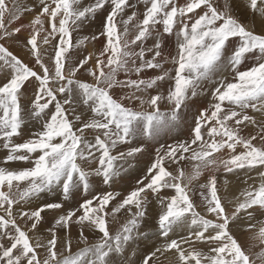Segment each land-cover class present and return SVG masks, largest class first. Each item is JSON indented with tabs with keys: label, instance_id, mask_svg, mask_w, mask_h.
Masks as SVG:
<instances>
[{
	"label": "snow or ice",
	"instance_id": "6c2138e0",
	"mask_svg": "<svg viewBox=\"0 0 264 264\" xmlns=\"http://www.w3.org/2000/svg\"><path fill=\"white\" fill-rule=\"evenodd\" d=\"M36 6L40 11L27 27L13 28L35 7L0 0V71L6 70L0 83V149L6 150L0 162V264H112L111 257L122 255L141 234L148 192L159 204L155 235L160 243L142 264H157L158 256L170 254L176 264H264V247L252 253L234 234L243 212L247 224L241 230L264 246V223L255 215L264 217V31L254 28L257 20L264 23V0H92L86 5L38 0ZM106 7L102 29L74 42L73 33ZM240 11L249 13L248 23ZM22 31L29 33L23 47L33 58L31 66L6 46ZM171 36L176 50L166 54L165 37ZM100 38L104 43L95 66L91 53L74 58L77 49ZM147 70L158 74L142 77ZM33 81L35 91L25 108L23 90ZM205 83L214 85L209 107L198 112L188 139L160 144L136 187L115 204L119 192L89 198L94 177L113 183L124 163L147 151L144 141L132 142L139 136L155 140L174 127ZM164 103L171 107L162 110ZM29 124L33 128L25 137ZM249 126L255 132L242 134ZM17 162L24 166H7ZM221 168L256 175L247 177L238 196L224 199L215 174ZM206 171L207 182L194 184ZM57 190L65 200L78 191L85 198L68 210L62 202L32 207L41 195ZM164 190L174 194L162 196ZM194 190L199 205L192 199ZM46 210L63 214L42 237L36 233ZM122 210L130 218L110 231V218L114 222ZM73 225L80 236L75 246ZM86 231L98 239L90 243Z\"/></svg>",
	"mask_w": 264,
	"mask_h": 264
},
{
	"label": "rangeland",
	"instance_id": "374dc122",
	"mask_svg": "<svg viewBox=\"0 0 264 264\" xmlns=\"http://www.w3.org/2000/svg\"><path fill=\"white\" fill-rule=\"evenodd\" d=\"M24 1V0H23ZM34 1V2H33ZM38 1V0H36ZM85 4H87V0H83ZM9 3V6H11L12 1H7ZM138 0H130V3L137 4ZM183 2V0H181ZM32 4V5H31ZM38 4L35 2V0H32V2L29 3L30 7H35ZM34 5V6H33ZM140 10H143V6L138 5ZM35 8H39L38 6ZM40 8L35 12H39ZM108 9L105 8L104 10H101L97 13L96 17L89 23H93L92 27L88 24H86L85 29L88 30L89 36L91 34H95L99 32L102 29L103 21L105 16L107 15ZM199 11V10H198ZM131 9L128 10V14H130ZM241 12V13H240ZM238 15L241 17L242 21L245 23H248L249 13L247 11H240ZM29 15L28 12H25L22 17H27ZM244 15V16H243ZM245 17V18H244ZM246 19V20H245ZM94 21V22H93ZM7 22V20H6ZM30 22V20H29ZM96 22V23H95ZM258 22V23H257ZM97 24V25H96ZM256 25H254L255 31L258 33L261 31H264V23H261L259 20L255 22ZM259 24V26L257 25ZM263 25V26H262ZM11 27H18L16 24H12ZM83 27V29H84ZM90 27V28H89ZM84 29V30H85ZM94 29V30H93ZM96 29V30H95ZM92 32V33H91ZM76 35V33H73ZM29 35L27 31H22L20 34H17L14 39L7 41L6 46L9 47V49L19 56L21 59H23L25 62L29 63L30 66L33 63V58H28V55L30 54L27 49L23 47V44L25 42L26 37ZM172 38V39H171ZM77 38H74L73 41L75 42ZM103 41V38H100L99 40L90 41L86 43V46H83L79 48V52L75 51L76 54H74V58L82 59L84 56L88 55V48L91 47L92 49L96 48V44H100ZM168 41L170 43H168ZM104 42V41H103ZM152 41H148V45H152ZM90 44V45H89ZM92 45V46H91ZM165 53L172 52L175 53L176 50V41L175 37H165ZM43 47V45H42ZM47 47V46H44ZM98 49V48H97ZM97 49H94L95 54L93 59L90 61V65L95 66V57L98 55ZM229 50H231V45H229ZM31 56V55H30ZM29 59V60H28ZM31 60V61H30ZM251 64V61L247 62L244 67H248ZM167 68H171L172 65L169 63L166 65ZM39 71V69H36ZM3 72V73H2ZM158 72L156 70H147L144 73H142V77H151L154 75H157ZM6 75L5 71H0V83L3 82L4 77ZM80 75V74H78ZM87 77V74L84 73L82 75V78ZM123 79L124 77L121 76ZM133 78H136L133 76ZM90 79V77L88 78ZM26 86L28 88H26ZM24 88V99L22 100V104L25 106V108L28 107L30 100L32 98V95L35 91V82H30ZM30 87V88H29ZM168 87V84H162L160 90L162 92H166V89ZM214 87V85H210L205 83L204 89L201 91V94L197 97L193 98L187 108L182 109L181 118L176 122V125L172 127L170 130L165 129L161 131L159 136L155 140H148L145 137L139 136L132 142V145L135 146L139 141H144L146 146V153L144 155H137L135 158H131L128 162L124 163L123 170L120 173L118 177L115 178L114 182L105 185L100 178L94 177L91 181L92 183V191L88 194L89 198L93 193H104V192H119L120 196L116 198V201H113V204L121 200L124 196H126L131 190H133L136 187V182L139 180L144 173L146 172L147 167L152 161V158L155 155V149L159 147L160 144L165 145H171L176 143L177 141H183L189 138L191 133V128L193 127V122L195 117L198 115V112L201 109L209 107V101L211 99L210 95L208 94V91ZM117 94L119 93V90H117ZM154 94V93H153ZM171 106L167 103H164L161 105L162 110H168ZM249 115H256V118L259 120L261 119L260 115L257 113H253L252 110L248 111ZM33 128L32 124H29L28 127L25 128V137L27 136L28 132L31 131ZM255 129L252 126H249L247 129H244L242 131V134L247 135L249 133H254ZM127 146H121L120 151L126 150ZM239 150V149H238ZM6 155V150L0 149V162L3 161L4 157ZM226 153L224 154L226 158ZM0 166L2 163H0ZM10 167H22L24 166L22 163H14L7 165ZM190 165L186 166V171L190 170ZM175 168V165L172 166L173 170ZM217 177V187L219 189V193L224 199H232L233 197H236L239 195L241 191L244 190V188L247 187V184L245 183V180L248 176H255L256 173L254 171L250 170H240L233 173H227L224 171L223 168H221L216 173ZM133 175V176H131ZM210 173L205 172L198 181H194V184H203L206 183L208 180ZM248 183H252V181H248ZM174 192L172 190H164L162 192V196H171ZM147 197L149 200L148 205V211L147 215L142 221L141 227H140V235H137L133 241H131L127 246L122 255H113L111 257L112 264H142L143 260L146 256H148L152 251H154L155 247L158 246L160 241L156 238L155 233L157 232V218H158V212H159V204L155 197V195L151 192L147 193ZM85 198V195L82 191L76 192L72 197L65 200L63 194L57 190L53 193H47L41 195L37 200L34 201L33 204H35V207L40 206L44 203H55V202H62L64 205V210H68L71 208H75L78 206V203L81 202ZM192 199L194 203L201 204V198L199 196L198 192H195L192 195ZM37 201V203H36ZM70 203V204H68ZM113 204H110L109 209H111ZM234 210V204L228 206V211ZM124 211V210H123ZM121 212L116 214L115 221L113 222L110 218V231L115 232L117 229L120 228V226L125 223L130 217L127 212ZM60 214H63L60 210H46L44 213H42V216L44 217V225L45 227L41 226L39 227V230L37 231L36 235L47 237L46 229L51 227L54 224V221L56 217ZM257 220L260 223H264V217L260 216V213H255ZM50 222V223H48ZM240 227L234 229V234L237 236L241 244L251 251L252 253H258L261 250V247H264L259 244L258 241H254L251 239L252 233L247 230H241L246 228L247 224V217L242 212L241 213V219L237 222ZM47 226V227H46ZM46 228V229H45ZM76 229V230H75ZM75 232L70 235L73 245L75 246L80 241V236L78 235L79 230L78 226L75 225L74 227ZM78 232V233H77ZM143 233H148L147 236L143 235ZM58 235L61 237H65V233L62 231ZM76 235V236H75ZM85 235L88 236L89 242H94L96 239H98V234H92L89 231H86ZM198 248L201 250L207 252V246L203 244H198ZM75 250V247H74ZM133 255V256H132ZM124 260V261H123ZM126 260V261H125ZM133 260V261H132ZM127 262V263H126ZM152 264V262H150ZM157 264H176V256L175 255H168L167 257L164 256H158L157 257ZM259 264V261L257 262Z\"/></svg>",
	"mask_w": 264,
	"mask_h": 264
},
{
	"label": "bare ground",
	"instance_id": "6f19581e",
	"mask_svg": "<svg viewBox=\"0 0 264 264\" xmlns=\"http://www.w3.org/2000/svg\"><path fill=\"white\" fill-rule=\"evenodd\" d=\"M7 1H12V0H6V2ZM20 2L22 3V4H24V5H27V6H29L30 7V5H29V3L30 2H32V0H20ZM34 2V1H33ZM35 2H37L38 3V1H36L35 0ZM84 2V1H83ZM92 2V0H87V4H89V3H91ZM223 2V0H221V3ZM86 3V2H85ZM84 3V4H85ZM135 4V3H134ZM32 5V4H31ZM36 5V4H35ZM86 5V4H85ZM34 6V5H33ZM141 6V5H140ZM143 6V5H142ZM35 7H37V6H35ZM107 8V7H106ZM139 8H142V7H139ZM39 8H35V11L34 12H28L29 13V15L25 18V17H22V18H20L18 21H16L15 23H13V25L14 24H16L17 26H20V24H23V25H25V27H27V25L30 23L29 22V20L31 21V19L34 17V15L36 14L35 12L38 10ZM40 11V10H39ZM241 13V12H240ZM244 16V15H243ZM245 18V17H244ZM243 19V18H242ZM248 19V18H247ZM246 20V19H245ZM258 21V20H257ZM94 22V21H93ZM96 23V22H95ZM258 23V22H257ZM89 25L92 27V25H93V23H92V25H91V23H89ZM97 25V24H96ZM256 25V24H255ZM258 26H259V24H257ZM94 26V25H93ZM263 26V25H262ZM90 28V27H89ZM84 29H85V27H84ZM84 29H82L81 31H78V32H75L76 33V35H74L73 34V36H74V38H79V37H82V36H85V35H89V34H87L88 33V30H84ZM94 30V29H93ZM96 30V29H95ZM92 33V32H91ZM92 35V34H91ZM172 39V38H171ZM99 42H102V43H98V44H96L97 45V47L96 48H94V49H97L96 51H98V53L100 52V50H101V48H102V46H103V41H99ZM168 43H170L169 41H168ZM90 45V44H89ZM86 46V45H85ZM92 46V45H91ZM44 47V46H43ZM94 49H92L91 47H89L88 48V54L89 53H91L92 55H93V57H94V54H95V51H94ZM79 50V49H78ZM78 50H76V51H78ZM79 52V51H78ZM74 54H76L75 52H74ZM28 58H31V56H30V54L28 55ZM29 60V59H28ZM31 61V60H30ZM3 73V72H2ZM26 88H28L27 86H26ZM30 88V87H29ZM131 176H133V175H131ZM34 203V202H33ZM36 203H37V201H36ZM68 204H70V203H68ZM110 206V205H109ZM32 207L33 208H35V204H32ZM38 207V206H37ZM112 207V206H111ZM123 211V210H122ZM121 211V212H122ZM123 212H125V211H123ZM119 215V214H118ZM48 223H50V222H48ZM44 224V223H43ZM42 227H45L44 225H41V228ZM47 227V226H46ZM74 227H75V225H73L72 226V228H71V232H70V235H72L74 232H75V230H74ZM46 229V228H45ZM79 230V229H78ZM60 232H62V230H58V234L60 233ZM90 232V231H89ZM78 233V232H77ZM86 233V232H85ZM78 235H79V233H78ZM76 236V235H75ZM133 256V255H132ZM124 261V260H123ZM126 261V260H125ZM133 261V260H132ZM127 263V262H126ZM115 264H116V262H115ZM125 264V263H124Z\"/></svg>",
	"mask_w": 264,
	"mask_h": 264
}]
</instances>
